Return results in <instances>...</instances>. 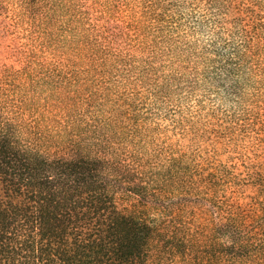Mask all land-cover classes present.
Wrapping results in <instances>:
<instances>
[{
    "label": "trees",
    "instance_id": "trees-1",
    "mask_svg": "<svg viewBox=\"0 0 264 264\" xmlns=\"http://www.w3.org/2000/svg\"><path fill=\"white\" fill-rule=\"evenodd\" d=\"M127 10L138 45H152L141 77L161 59L154 98L262 69L242 60L264 49V0H132ZM41 74L0 68V264H237L258 247L264 166L240 177L187 151L145 165L117 139L146 138L131 95L103 94L50 121L75 95L53 70ZM244 185L252 208L239 199ZM204 200L217 216L197 207Z\"/></svg>",
    "mask_w": 264,
    "mask_h": 264
},
{
    "label": "rangeland",
    "instance_id": "rangeland-1",
    "mask_svg": "<svg viewBox=\"0 0 264 264\" xmlns=\"http://www.w3.org/2000/svg\"><path fill=\"white\" fill-rule=\"evenodd\" d=\"M131 1L0 0V68L23 69L31 77L49 69L58 75L59 88L73 92L75 101L59 99L52 107V118L48 114L50 121L88 99L103 102V94L105 99L120 100L131 95L135 116L147 128L146 138L139 141L123 135L117 139L123 151L140 156L145 165L155 166L164 155L187 151L193 159H201L204 169L220 163L227 173L240 177L247 168L264 166V49L242 60L255 58L253 66L259 64L262 69L253 74L239 77L232 70L217 87L203 83L189 91L177 87L174 93L154 98L149 87L160 74L161 59L153 57L155 67L141 77L144 65L147 68L143 59L149 57L152 45L137 43L138 31L127 17ZM42 111L33 112L39 123ZM252 183V179L247 182ZM248 186H242L238 196L252 208L256 194ZM204 202L197 207L217 216L216 209ZM257 215L258 247L237 264H264V212ZM253 225L249 223V228ZM225 259L217 264H233Z\"/></svg>",
    "mask_w": 264,
    "mask_h": 264
}]
</instances>
